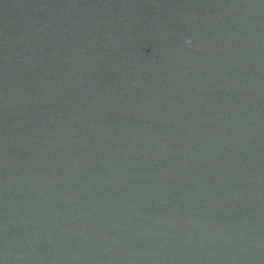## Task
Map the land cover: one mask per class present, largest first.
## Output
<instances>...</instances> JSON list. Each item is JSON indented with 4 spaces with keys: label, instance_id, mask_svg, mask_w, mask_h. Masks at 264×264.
Returning <instances> with one entry per match:
<instances>
[{
    "label": "water",
    "instance_id": "1",
    "mask_svg": "<svg viewBox=\"0 0 264 264\" xmlns=\"http://www.w3.org/2000/svg\"><path fill=\"white\" fill-rule=\"evenodd\" d=\"M0 264H264V0H0Z\"/></svg>",
    "mask_w": 264,
    "mask_h": 264
},
{
    "label": "clouds",
    "instance_id": "2",
    "mask_svg": "<svg viewBox=\"0 0 264 264\" xmlns=\"http://www.w3.org/2000/svg\"><path fill=\"white\" fill-rule=\"evenodd\" d=\"M185 42H186L187 44L191 45V43H192L191 38H187Z\"/></svg>",
    "mask_w": 264,
    "mask_h": 264
}]
</instances>
